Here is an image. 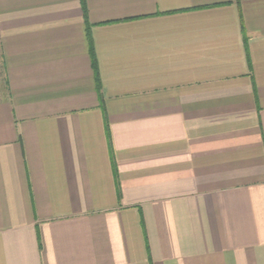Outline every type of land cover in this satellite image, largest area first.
Segmentation results:
<instances>
[{
    "label": "crops",
    "instance_id": "crops-1",
    "mask_svg": "<svg viewBox=\"0 0 264 264\" xmlns=\"http://www.w3.org/2000/svg\"><path fill=\"white\" fill-rule=\"evenodd\" d=\"M0 264H264V0H0Z\"/></svg>",
    "mask_w": 264,
    "mask_h": 264
},
{
    "label": "trees",
    "instance_id": "trees-1",
    "mask_svg": "<svg viewBox=\"0 0 264 264\" xmlns=\"http://www.w3.org/2000/svg\"><path fill=\"white\" fill-rule=\"evenodd\" d=\"M82 2H83V4H84V6H85V0H82ZM91 44H92V42H91ZM93 64H94V66H95V68H96V60H95V59L93 60Z\"/></svg>",
    "mask_w": 264,
    "mask_h": 264
}]
</instances>
